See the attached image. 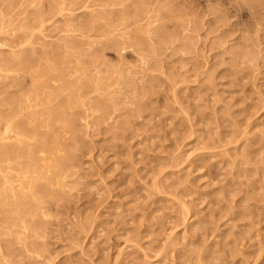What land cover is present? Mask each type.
Segmentation results:
<instances>
[{
    "label": "rangeland",
    "instance_id": "obj_1",
    "mask_svg": "<svg viewBox=\"0 0 264 264\" xmlns=\"http://www.w3.org/2000/svg\"><path fill=\"white\" fill-rule=\"evenodd\" d=\"M0 264H264V0H0Z\"/></svg>",
    "mask_w": 264,
    "mask_h": 264
},
{
    "label": "bare ground",
    "instance_id": "obj_2",
    "mask_svg": "<svg viewBox=\"0 0 264 264\" xmlns=\"http://www.w3.org/2000/svg\"><path fill=\"white\" fill-rule=\"evenodd\" d=\"M6 132H7V130H6Z\"/></svg>",
    "mask_w": 264,
    "mask_h": 264
}]
</instances>
